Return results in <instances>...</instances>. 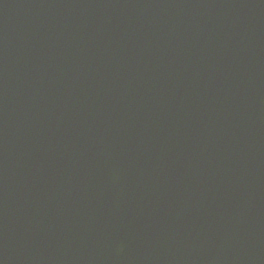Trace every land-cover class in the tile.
Returning <instances> with one entry per match:
<instances>
[{
	"label": "water",
	"instance_id": "water-1",
	"mask_svg": "<svg viewBox=\"0 0 264 264\" xmlns=\"http://www.w3.org/2000/svg\"><path fill=\"white\" fill-rule=\"evenodd\" d=\"M0 264H264V0H0Z\"/></svg>",
	"mask_w": 264,
	"mask_h": 264
}]
</instances>
